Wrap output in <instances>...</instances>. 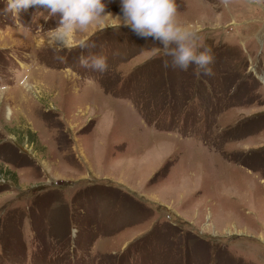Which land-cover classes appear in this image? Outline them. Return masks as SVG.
<instances>
[{
	"label": "rangeland",
	"instance_id": "1",
	"mask_svg": "<svg viewBox=\"0 0 264 264\" xmlns=\"http://www.w3.org/2000/svg\"><path fill=\"white\" fill-rule=\"evenodd\" d=\"M175 2L210 74L0 0V264H264V0Z\"/></svg>",
	"mask_w": 264,
	"mask_h": 264
},
{
	"label": "clouds",
	"instance_id": "2",
	"mask_svg": "<svg viewBox=\"0 0 264 264\" xmlns=\"http://www.w3.org/2000/svg\"><path fill=\"white\" fill-rule=\"evenodd\" d=\"M30 7L42 8L45 20L58 17L57 25L49 33V41L59 49L95 48V42L89 39L91 35L124 26L138 37L158 42V51L171 57L173 65L180 70L194 65L199 71L210 74L208 65L213 56L210 50L200 51L195 42L201 25L179 22L175 0H119V15L106 11L104 0H7L4 12L17 16L21 10ZM77 34L85 35L76 39ZM80 64L100 72L107 67L103 57L81 55ZM22 83L27 90H36L33 84Z\"/></svg>",
	"mask_w": 264,
	"mask_h": 264
}]
</instances>
